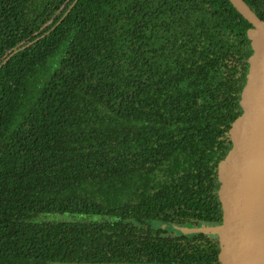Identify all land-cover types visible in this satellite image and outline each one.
I'll list each match as a JSON object with an SVG mask.
<instances>
[{
	"label": "trees",
	"instance_id": "1",
	"mask_svg": "<svg viewBox=\"0 0 264 264\" xmlns=\"http://www.w3.org/2000/svg\"><path fill=\"white\" fill-rule=\"evenodd\" d=\"M250 27L228 0H0V264H213L161 226L216 218Z\"/></svg>",
	"mask_w": 264,
	"mask_h": 264
},
{
	"label": "water",
	"instance_id": "2",
	"mask_svg": "<svg viewBox=\"0 0 264 264\" xmlns=\"http://www.w3.org/2000/svg\"><path fill=\"white\" fill-rule=\"evenodd\" d=\"M228 1L251 26V54L236 100L240 113L228 127L226 154L216 169V218L190 228L161 227L207 235L213 264H264V19L243 0Z\"/></svg>",
	"mask_w": 264,
	"mask_h": 264
},
{
	"label": "flooded vegetation",
	"instance_id": "3",
	"mask_svg": "<svg viewBox=\"0 0 264 264\" xmlns=\"http://www.w3.org/2000/svg\"><path fill=\"white\" fill-rule=\"evenodd\" d=\"M166 236H167L168 238H171V239L175 238V235H173V234H171V233H167ZM207 237H208V236H207ZM208 239H209V238H208Z\"/></svg>",
	"mask_w": 264,
	"mask_h": 264
},
{
	"label": "rangeland",
	"instance_id": "4",
	"mask_svg": "<svg viewBox=\"0 0 264 264\" xmlns=\"http://www.w3.org/2000/svg\"><path fill=\"white\" fill-rule=\"evenodd\" d=\"M53 218H59V219H61V218H64V217L58 215V216L53 217ZM66 219H68V218H66Z\"/></svg>",
	"mask_w": 264,
	"mask_h": 264
}]
</instances>
